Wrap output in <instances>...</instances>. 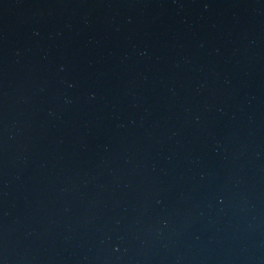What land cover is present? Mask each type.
Wrapping results in <instances>:
<instances>
[{"label":"water","instance_id":"1","mask_svg":"<svg viewBox=\"0 0 264 264\" xmlns=\"http://www.w3.org/2000/svg\"><path fill=\"white\" fill-rule=\"evenodd\" d=\"M0 264H264V0H0Z\"/></svg>","mask_w":264,"mask_h":264}]
</instances>
